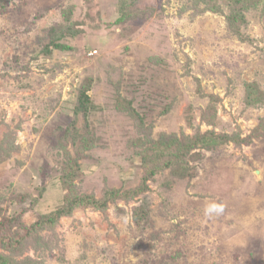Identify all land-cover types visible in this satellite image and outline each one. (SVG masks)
<instances>
[{"label":"rangeland","instance_id":"1","mask_svg":"<svg viewBox=\"0 0 264 264\" xmlns=\"http://www.w3.org/2000/svg\"><path fill=\"white\" fill-rule=\"evenodd\" d=\"M1 261L264 264V0H0Z\"/></svg>","mask_w":264,"mask_h":264},{"label":"trees","instance_id":"2","mask_svg":"<svg viewBox=\"0 0 264 264\" xmlns=\"http://www.w3.org/2000/svg\"><path fill=\"white\" fill-rule=\"evenodd\" d=\"M55 47L60 48L61 47L60 43H56ZM46 51H47V48H46ZM82 89H86V90H82L81 91L82 93H81V97H80L79 106H80L81 109H86L87 110L88 109V104L90 103L89 102L90 101V97L86 94V91L88 90V88H82ZM168 139H170V138H164L163 136H161L159 139H157V141L153 140L152 144H151V147L149 149H151L153 147H158L161 144L162 148H164L165 151H162V152L159 153L158 151L151 150L152 152L150 151L149 154L146 155L145 160H146V158L147 159L148 158L152 159V157L155 156L157 158V160H159L158 162H162V161L165 160L164 157H166V155H167V156H170V161H172L171 164H179L178 155H179L180 151L182 149H184L185 146H193V141L191 139L189 140L188 138H186L185 144L184 143H179V139H177V138L172 139L173 141H170ZM196 141H199V143H202L200 141V138H198V137L196 138ZM155 172H156V170L154 168H152L151 169V173L154 174ZM113 197L114 196L111 193L110 198H113ZM105 202H107V200L106 201H101V200H98V199L94 198L93 196H89V197H85L84 196L83 198H79V200L76 202V204L79 205V206H81V205H89V206H91L93 208H99V207L103 208L106 205ZM0 264H4V262L1 261Z\"/></svg>","mask_w":264,"mask_h":264},{"label":"clouds","instance_id":"3","mask_svg":"<svg viewBox=\"0 0 264 264\" xmlns=\"http://www.w3.org/2000/svg\"><path fill=\"white\" fill-rule=\"evenodd\" d=\"M224 211L225 205L222 202L217 201L207 203L204 208V214L209 218L220 216Z\"/></svg>","mask_w":264,"mask_h":264}]
</instances>
